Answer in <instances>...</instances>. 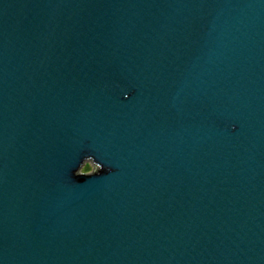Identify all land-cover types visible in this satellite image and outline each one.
<instances>
[{"label": "water", "instance_id": "obj_1", "mask_svg": "<svg viewBox=\"0 0 264 264\" xmlns=\"http://www.w3.org/2000/svg\"><path fill=\"white\" fill-rule=\"evenodd\" d=\"M0 264H264V0H0Z\"/></svg>", "mask_w": 264, "mask_h": 264}]
</instances>
